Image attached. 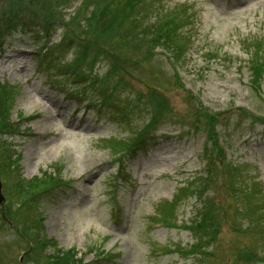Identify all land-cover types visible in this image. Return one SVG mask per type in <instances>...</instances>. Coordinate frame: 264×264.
Here are the masks:
<instances>
[{"label":"rangeland","instance_id":"rangeland-1","mask_svg":"<svg viewBox=\"0 0 264 264\" xmlns=\"http://www.w3.org/2000/svg\"><path fill=\"white\" fill-rule=\"evenodd\" d=\"M259 56L264 0H0V264H264Z\"/></svg>","mask_w":264,"mask_h":264},{"label":"trees","instance_id":"trees-1","mask_svg":"<svg viewBox=\"0 0 264 264\" xmlns=\"http://www.w3.org/2000/svg\"><path fill=\"white\" fill-rule=\"evenodd\" d=\"M31 25L36 26L35 23H31ZM178 26H179L178 23H171V19L168 22H166L165 27H164V30H166V33H165V37H163V38L169 39L170 36H173L175 38L176 37L175 29ZM179 52H180L179 53V55H180L182 52V49ZM44 177L49 179V180L43 181V183H49L51 181V179H53L51 174H45ZM37 179H38L37 177L32 178L31 184L33 181H35ZM56 184L57 183H55V185ZM72 260H73V255H71L69 253H66L65 255L61 254V255H58L57 257H55V263L54 264H74V262Z\"/></svg>","mask_w":264,"mask_h":264},{"label":"bare ground","instance_id":"bare-ground-1","mask_svg":"<svg viewBox=\"0 0 264 264\" xmlns=\"http://www.w3.org/2000/svg\"><path fill=\"white\" fill-rule=\"evenodd\" d=\"M29 117H30V116H29ZM31 117H36V114L31 115ZM48 126H50V125H48L47 123H43V124L41 125V128L47 130V129H48ZM49 128H50V127H49ZM29 136H32V135H29ZM60 186H62V185H60Z\"/></svg>","mask_w":264,"mask_h":264},{"label":"water","instance_id":"water-1","mask_svg":"<svg viewBox=\"0 0 264 264\" xmlns=\"http://www.w3.org/2000/svg\"><path fill=\"white\" fill-rule=\"evenodd\" d=\"M3 200V196L1 195V193H0V202Z\"/></svg>","mask_w":264,"mask_h":264}]
</instances>
